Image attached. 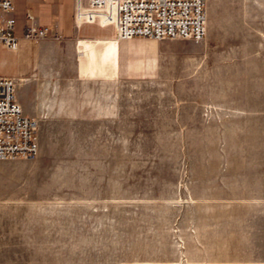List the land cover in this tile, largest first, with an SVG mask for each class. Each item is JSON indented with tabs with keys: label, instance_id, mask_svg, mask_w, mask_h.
<instances>
[{
	"label": "rangeland",
	"instance_id": "374dc122",
	"mask_svg": "<svg viewBox=\"0 0 264 264\" xmlns=\"http://www.w3.org/2000/svg\"><path fill=\"white\" fill-rule=\"evenodd\" d=\"M206 12L201 41H121L116 73L27 45L39 150L0 160V264H264V0Z\"/></svg>",
	"mask_w": 264,
	"mask_h": 264
},
{
	"label": "built area",
	"instance_id": "2783aa9c",
	"mask_svg": "<svg viewBox=\"0 0 264 264\" xmlns=\"http://www.w3.org/2000/svg\"><path fill=\"white\" fill-rule=\"evenodd\" d=\"M207 0H75V23L115 28L121 41L132 38L201 41L207 32ZM13 0H0V44L18 52L23 41L59 39L40 27L32 14L25 36L16 35ZM20 79L0 76V160L33 159L39 150L38 122L26 115L18 98Z\"/></svg>",
	"mask_w": 264,
	"mask_h": 264
},
{
	"label": "crops",
	"instance_id": "0c3cea01",
	"mask_svg": "<svg viewBox=\"0 0 264 264\" xmlns=\"http://www.w3.org/2000/svg\"><path fill=\"white\" fill-rule=\"evenodd\" d=\"M15 4L14 17L17 22L16 35L25 36L30 25L27 14L30 13L35 23L40 27H50L53 33L57 32V40L81 39L78 48L81 52L79 68L82 74L89 76L100 72L116 73L120 65V43L116 38V30L112 26L102 24H85L79 29L75 23V0H13ZM5 16L0 15V20ZM100 29V32L98 31ZM114 30L113 33L108 30ZM40 41H23L18 52L6 49L0 44V76H9L19 79L27 65V45L37 44Z\"/></svg>",
	"mask_w": 264,
	"mask_h": 264
},
{
	"label": "bare ground",
	"instance_id": "6f19581e",
	"mask_svg": "<svg viewBox=\"0 0 264 264\" xmlns=\"http://www.w3.org/2000/svg\"><path fill=\"white\" fill-rule=\"evenodd\" d=\"M116 38H117L118 42L120 43L121 40L119 39L117 32H116Z\"/></svg>",
	"mask_w": 264,
	"mask_h": 264
}]
</instances>
